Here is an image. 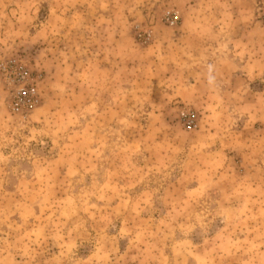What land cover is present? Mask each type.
<instances>
[{
    "label": "rangeland",
    "instance_id": "374dc122",
    "mask_svg": "<svg viewBox=\"0 0 264 264\" xmlns=\"http://www.w3.org/2000/svg\"><path fill=\"white\" fill-rule=\"evenodd\" d=\"M263 7L0 0V264H264Z\"/></svg>",
    "mask_w": 264,
    "mask_h": 264
},
{
    "label": "built area",
    "instance_id": "2783aa9c",
    "mask_svg": "<svg viewBox=\"0 0 264 264\" xmlns=\"http://www.w3.org/2000/svg\"><path fill=\"white\" fill-rule=\"evenodd\" d=\"M260 17L264 19V7ZM164 19L171 27L180 22L178 12L167 11ZM0 74L4 78L6 88L9 90L13 112L24 113L36 108L41 101L39 82L41 76L31 73L26 66L16 59L0 61ZM193 122H191L192 124Z\"/></svg>",
    "mask_w": 264,
    "mask_h": 264
}]
</instances>
